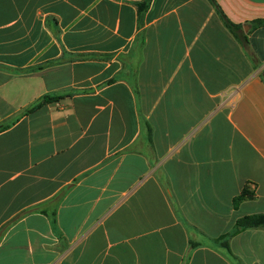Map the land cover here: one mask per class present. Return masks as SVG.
Masks as SVG:
<instances>
[{
    "label": "crops",
    "instance_id": "1",
    "mask_svg": "<svg viewBox=\"0 0 264 264\" xmlns=\"http://www.w3.org/2000/svg\"><path fill=\"white\" fill-rule=\"evenodd\" d=\"M262 20L264 0H0V264H264V228L219 243L264 214Z\"/></svg>",
    "mask_w": 264,
    "mask_h": 264
},
{
    "label": "trees",
    "instance_id": "2",
    "mask_svg": "<svg viewBox=\"0 0 264 264\" xmlns=\"http://www.w3.org/2000/svg\"><path fill=\"white\" fill-rule=\"evenodd\" d=\"M146 7V5H145ZM226 23L228 27L235 32L238 29V26L233 25L226 19ZM258 26H264V20L256 22ZM59 97H50L45 96L43 97L37 104H35L32 108H30L27 113L34 112L40 108H42L44 105L60 100ZM254 197V194L250 192L247 188L242 192V194L237 197L234 201V206H237L241 201L245 199H251ZM257 228H264V214H258V215H250L245 216L241 219H239L236 224L233 231L230 233L224 235L220 238L219 243L225 247L229 248V239L239 234L241 231L247 230V229H257Z\"/></svg>",
    "mask_w": 264,
    "mask_h": 264
}]
</instances>
